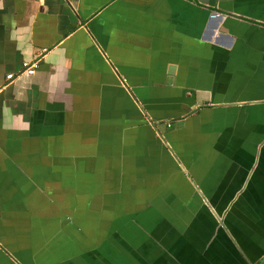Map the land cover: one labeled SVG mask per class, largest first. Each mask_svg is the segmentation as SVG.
I'll return each mask as SVG.
<instances>
[{"label": "crops", "instance_id": "0c3cea01", "mask_svg": "<svg viewBox=\"0 0 264 264\" xmlns=\"http://www.w3.org/2000/svg\"><path fill=\"white\" fill-rule=\"evenodd\" d=\"M263 260L264 0L0 2V264Z\"/></svg>", "mask_w": 264, "mask_h": 264}, {"label": "built area", "instance_id": "2783aa9c", "mask_svg": "<svg viewBox=\"0 0 264 264\" xmlns=\"http://www.w3.org/2000/svg\"><path fill=\"white\" fill-rule=\"evenodd\" d=\"M5 0H0V2H3ZM23 67H24V72L29 73V74H33L36 71V67H37V60L34 62H30V61H24L23 62ZM8 79L13 78L14 74L13 73H9L6 76ZM170 125V124H169ZM261 264H264V260Z\"/></svg>", "mask_w": 264, "mask_h": 264}]
</instances>
